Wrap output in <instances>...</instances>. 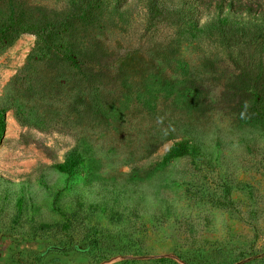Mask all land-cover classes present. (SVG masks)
Masks as SVG:
<instances>
[{
  "label": "rangeland",
  "instance_id": "obj_1",
  "mask_svg": "<svg viewBox=\"0 0 264 264\" xmlns=\"http://www.w3.org/2000/svg\"><path fill=\"white\" fill-rule=\"evenodd\" d=\"M78 1L0 0V27L54 22L58 51H136L126 78L112 62L83 92L34 32H0V264H264V117L244 91L252 56L264 89V52L151 24L149 0H95L73 16ZM243 1L264 9L192 0V14ZM169 129L197 151L165 160ZM73 148L80 164L60 171Z\"/></svg>",
  "mask_w": 264,
  "mask_h": 264
},
{
  "label": "trees",
  "instance_id": "obj_2",
  "mask_svg": "<svg viewBox=\"0 0 264 264\" xmlns=\"http://www.w3.org/2000/svg\"><path fill=\"white\" fill-rule=\"evenodd\" d=\"M95 0H79L76 11L73 16H82V14L92 6ZM192 0H149V20L151 24L158 22H168L171 24L185 25L189 30H199L203 32L217 33L221 40L228 46L245 45L251 50H258L259 53L264 52V9L255 8L246 2H241L238 5H229L224 8L221 4L208 5L206 7L209 19L201 22L196 17H193L195 10ZM56 26V23H46L36 27L35 29H25L16 26L14 15H10V24L0 27V32L9 30L17 34L26 32H34L36 35V45L40 48L48 49L51 57L57 61L64 63L67 67L75 70L82 75L84 87L82 91L85 92L87 86L95 84V78L104 71H111L112 65L118 64V73L126 78L127 71L124 68L128 62L133 60L136 51L127 52L120 55L116 59H110L108 56L90 51L87 49H79L70 47L65 52L60 53L58 48L50 42L51 34ZM70 46V45H69ZM254 53V52H253ZM54 60V59H53ZM253 56L245 60V69H247L250 76V82L247 84L245 93L255 95V100L249 106L258 115L264 117V89L261 85V77L263 75L260 71L256 76L251 71V64ZM115 62V63H112ZM94 89L96 87L94 86ZM87 95H85L86 97ZM1 133L4 130L5 124L3 117H0ZM163 133L161 145L167 141H173L172 145L167 149L164 159L171 160L176 157H181L190 154L192 151H197V145L193 143V139L179 140L170 129ZM80 154L77 148H73L67 158L57 164V168L65 173H72L80 164ZM221 204L232 206L233 202L230 199V189L227 188V200L220 201ZM52 224H44V226H51ZM125 256V255H124Z\"/></svg>",
  "mask_w": 264,
  "mask_h": 264
},
{
  "label": "water",
  "instance_id": "obj_3",
  "mask_svg": "<svg viewBox=\"0 0 264 264\" xmlns=\"http://www.w3.org/2000/svg\"><path fill=\"white\" fill-rule=\"evenodd\" d=\"M120 257H121V258H129L130 256H124V255H123V256H120Z\"/></svg>",
  "mask_w": 264,
  "mask_h": 264
}]
</instances>
